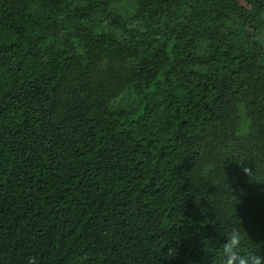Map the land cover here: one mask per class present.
<instances>
[{"label": "trees", "instance_id": "trees-1", "mask_svg": "<svg viewBox=\"0 0 264 264\" xmlns=\"http://www.w3.org/2000/svg\"><path fill=\"white\" fill-rule=\"evenodd\" d=\"M233 226L264 255V0H0V264H223Z\"/></svg>", "mask_w": 264, "mask_h": 264}, {"label": "clouds", "instance_id": "clouds-1", "mask_svg": "<svg viewBox=\"0 0 264 264\" xmlns=\"http://www.w3.org/2000/svg\"><path fill=\"white\" fill-rule=\"evenodd\" d=\"M244 172L254 179L256 171L244 168ZM223 243V264H264V255L255 251H244V236L239 226H233L226 235ZM30 264L32 262L30 261Z\"/></svg>", "mask_w": 264, "mask_h": 264}, {"label": "rangeland", "instance_id": "rangeland-1", "mask_svg": "<svg viewBox=\"0 0 264 264\" xmlns=\"http://www.w3.org/2000/svg\"><path fill=\"white\" fill-rule=\"evenodd\" d=\"M233 26L246 34L251 33L254 29L253 24L244 19H237L236 22L233 23Z\"/></svg>", "mask_w": 264, "mask_h": 264}]
</instances>
